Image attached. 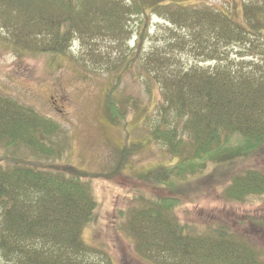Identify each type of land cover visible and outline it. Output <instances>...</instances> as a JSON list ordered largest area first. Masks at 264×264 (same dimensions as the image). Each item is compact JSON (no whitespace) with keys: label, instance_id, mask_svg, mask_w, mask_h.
Returning a JSON list of instances; mask_svg holds the SVG:
<instances>
[{"label":"rangeland","instance_id":"1","mask_svg":"<svg viewBox=\"0 0 264 264\" xmlns=\"http://www.w3.org/2000/svg\"><path fill=\"white\" fill-rule=\"evenodd\" d=\"M72 1L79 8L86 0ZM119 1L123 15H113L118 20L115 24L108 25L109 17L99 11L89 15L85 29L73 26L64 53L37 51L52 42L54 35L52 26L40 30L34 24V3L24 0L33 10L32 15L25 16L8 6L4 10L0 7V94L26 112L32 109L44 118L43 127L33 130L29 126L24 130L26 137L33 136L32 143L21 138L8 147L6 138L0 141V164L7 166L21 160L50 171H64L72 164L87 172L83 178H92L98 203L95 218L82 237L103 250H95L90 257L98 263H106L111 257L114 264H156L148 259L156 252L143 253L132 231L133 225L140 227L133 220H144L141 224L144 230L150 221L130 215V210L142 214L154 204L155 198L168 193L165 184L154 181V177L150 181L144 174L158 170V177L164 176L165 167L174 163L173 150L184 152L183 146L174 149L162 137L151 139L159 123L174 121V113L161 108L162 103L166 104L165 77L199 65L206 70L251 74L261 80L264 36L247 32L243 40L228 43L211 35L205 25L198 26L200 21L192 27L188 21L175 20L168 8L146 15L140 9L137 11L136 0ZM183 2L207 4L212 9H238L233 15L236 27L248 23L247 17L240 15L241 7L248 13L264 8V0ZM134 57L137 61L131 60ZM114 87L124 106L133 107L134 102L139 106L136 115L128 112V131L105 116V96ZM178 137L179 134L174 139ZM37 143L43 145L40 150ZM245 168L264 172L263 148L224 165L223 169L216 170L210 165L182 181L179 179L174 196L181 195L182 203L175 213L194 226V233L199 232L196 227L229 225L237 236L259 249L263 260L264 190L244 199L232 194L231 187L224 188L231 173ZM153 233L146 231L139 237L154 241L157 238ZM44 245L37 243L40 248ZM45 254L47 259L57 255ZM76 256L82 258L81 254ZM1 262L8 264L3 259ZM9 264L21 262L10 260Z\"/></svg>","mask_w":264,"mask_h":264},{"label":"trees","instance_id":"2","mask_svg":"<svg viewBox=\"0 0 264 264\" xmlns=\"http://www.w3.org/2000/svg\"><path fill=\"white\" fill-rule=\"evenodd\" d=\"M27 1L34 3V24L40 30L47 26L53 28V41L38 49L40 53H64L73 26L85 29L90 22L89 15L93 13L99 11L100 15L109 17L108 25L118 21L113 15H123L119 0H86L79 8L72 0ZM183 1L136 0L137 11L140 9L150 15L159 8H168L169 15L176 16L175 20L188 21L192 27L200 21L198 26L205 25L211 35L228 43L243 40L242 36L247 32L264 36L263 7L251 13L241 7L240 15L248 19L241 29L242 26L233 25V15L238 9H212L207 4ZM27 5L24 0H0L2 10L8 6L24 16L33 14ZM131 60L137 61L136 57ZM165 79L163 101L166 104L162 103L161 108L166 112L171 110L174 121L172 124L159 123L152 131L151 139L162 137L169 140L174 149L183 146L184 152L173 150L174 163L165 167L164 176L158 177V170L144 174L150 181L165 184L168 193L155 198L148 211H141L143 215L130 210V215L150 221L144 230L141 225L144 220H133L140 226H132L140 250L145 254V250L156 252L148 257L156 264H264L259 249L237 236L229 225L215 223L196 227L199 232H192L194 226L175 213L182 201L181 195L180 199L174 196L178 182L189 175L210 165L216 170L223 169L226 164L249 157L259 148L264 149V77L260 80L251 74L206 70L195 65L187 71H175ZM138 107L135 102L133 107L124 106L115 87L105 96L106 118L114 124H122L126 131L128 112L136 115ZM31 111L26 112L18 103L12 104L0 94V141L6 138L8 147L21 138L32 143L33 136L32 139L26 137L24 130L29 126L33 130L43 127L41 120L44 118ZM178 134V139H174ZM42 146L37 143L38 149ZM67 166L64 171H50L21 160L7 166L0 164V262L3 259L8 264L10 260H19L21 264H114L111 257L106 263H98L90 257L95 250H102L82 237L96 215L98 202L92 178H83L88 173L75 165ZM230 187L238 198L255 195L264 190V172L245 168L231 173L224 185L225 189ZM146 231L154 232L157 239H141L139 235ZM37 243L45 245L40 248ZM25 244L30 247L29 251ZM45 253L57 255L47 259ZM79 253L82 258L78 259Z\"/></svg>","mask_w":264,"mask_h":264}]
</instances>
